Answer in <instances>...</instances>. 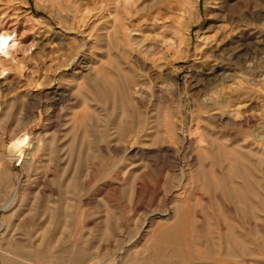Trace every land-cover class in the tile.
<instances>
[{"label":"rangeland","instance_id":"1","mask_svg":"<svg viewBox=\"0 0 264 264\" xmlns=\"http://www.w3.org/2000/svg\"><path fill=\"white\" fill-rule=\"evenodd\" d=\"M0 34V264H264V0H0Z\"/></svg>","mask_w":264,"mask_h":264},{"label":"bare ground","instance_id":"2","mask_svg":"<svg viewBox=\"0 0 264 264\" xmlns=\"http://www.w3.org/2000/svg\"><path fill=\"white\" fill-rule=\"evenodd\" d=\"M11 41H12L11 37L0 34V51L5 52L6 45L9 42L11 43ZM0 139H1V134H0ZM29 144H30V141L27 142L26 139H23L21 137L15 138L12 142L8 144L6 151H5V156L7 158H10L11 160H18L20 163H22L25 157L29 154V151H28L30 148ZM177 234H178L177 229H175V227L169 230L163 231V232L159 230H155L150 240L154 242V245L164 244L165 247L170 248L176 244ZM181 252L182 253L184 252V248H182ZM170 253H172L171 249H170Z\"/></svg>","mask_w":264,"mask_h":264},{"label":"crops","instance_id":"3","mask_svg":"<svg viewBox=\"0 0 264 264\" xmlns=\"http://www.w3.org/2000/svg\"><path fill=\"white\" fill-rule=\"evenodd\" d=\"M69 261L76 263L77 261H82V264H124V257L117 251L116 248L110 247L109 251L103 245H98L92 247L90 246V251H85L82 254V258L77 255L69 256L66 258Z\"/></svg>","mask_w":264,"mask_h":264}]
</instances>
